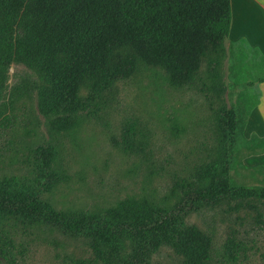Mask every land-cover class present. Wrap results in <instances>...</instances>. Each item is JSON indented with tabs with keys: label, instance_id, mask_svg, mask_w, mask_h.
<instances>
[{
	"label": "rangeland",
	"instance_id": "obj_1",
	"mask_svg": "<svg viewBox=\"0 0 264 264\" xmlns=\"http://www.w3.org/2000/svg\"><path fill=\"white\" fill-rule=\"evenodd\" d=\"M130 54L116 50L110 68ZM39 84L22 63L0 75V187L77 215L146 198L209 235L212 264H264V202H195L225 167L232 185L264 187V59L257 50L227 37L223 53H208L183 87L141 61L107 88L87 80L80 89L87 109L70 131L52 130L40 112ZM43 152L52 153L49 168ZM230 239L240 244L235 258L227 255ZM151 263L183 264L168 247ZM0 264L131 263L98 257L90 241L15 215L0 220Z\"/></svg>",
	"mask_w": 264,
	"mask_h": 264
},
{
	"label": "trees",
	"instance_id": "obj_2",
	"mask_svg": "<svg viewBox=\"0 0 264 264\" xmlns=\"http://www.w3.org/2000/svg\"><path fill=\"white\" fill-rule=\"evenodd\" d=\"M231 22V0H0V75L13 63L34 71L40 112L50 118L52 130L70 131L87 109L80 97L87 80L107 88L129 77L141 61L163 69L175 87L190 85L208 53H223ZM120 48L131 54L111 69ZM227 117L232 132L234 112ZM46 155L52 153H42L49 168ZM221 198L264 202V187L232 185L225 167L214 172L195 202ZM15 215L84 238L108 261L152 264V256L168 247L183 264H212L211 237L187 225L184 214L146 198L77 215L55 211L37 194L0 187V220ZM239 248L230 239L228 257Z\"/></svg>",
	"mask_w": 264,
	"mask_h": 264
},
{
	"label": "crops",
	"instance_id": "obj_3",
	"mask_svg": "<svg viewBox=\"0 0 264 264\" xmlns=\"http://www.w3.org/2000/svg\"><path fill=\"white\" fill-rule=\"evenodd\" d=\"M231 8L228 38L244 41L264 59V0H231Z\"/></svg>",
	"mask_w": 264,
	"mask_h": 264
}]
</instances>
